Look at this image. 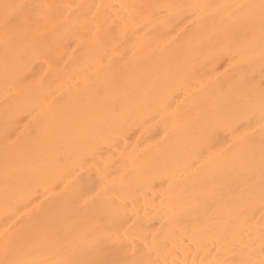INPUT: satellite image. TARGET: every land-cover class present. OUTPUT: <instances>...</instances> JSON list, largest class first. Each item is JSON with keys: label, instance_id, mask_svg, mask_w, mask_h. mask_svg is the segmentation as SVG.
I'll use <instances>...</instances> for the list:
<instances>
[{"label": "bare ground", "instance_id": "1", "mask_svg": "<svg viewBox=\"0 0 264 264\" xmlns=\"http://www.w3.org/2000/svg\"><path fill=\"white\" fill-rule=\"evenodd\" d=\"M0 264H264V0H0Z\"/></svg>", "mask_w": 264, "mask_h": 264}]
</instances>
